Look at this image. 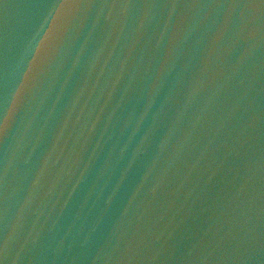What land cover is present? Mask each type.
Here are the masks:
<instances>
[{"label": "water", "instance_id": "water-1", "mask_svg": "<svg viewBox=\"0 0 264 264\" xmlns=\"http://www.w3.org/2000/svg\"><path fill=\"white\" fill-rule=\"evenodd\" d=\"M0 264H264V0H0Z\"/></svg>", "mask_w": 264, "mask_h": 264}]
</instances>
